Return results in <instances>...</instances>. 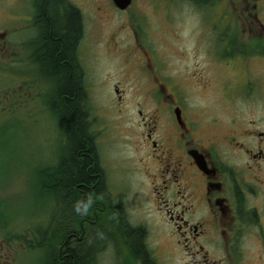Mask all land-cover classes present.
<instances>
[{"label":"flooded vegetation","instance_id":"1","mask_svg":"<svg viewBox=\"0 0 264 264\" xmlns=\"http://www.w3.org/2000/svg\"><path fill=\"white\" fill-rule=\"evenodd\" d=\"M181 1L202 10L218 6L222 29H213L208 13H200L201 28L191 35L193 62L182 67H174L176 59L188 55L171 45L175 38L168 47L157 40L154 46L153 34L145 37L141 27L133 31L131 47L120 49L125 76L112 86L114 108L132 125L116 129L115 120L92 109V138L98 146L101 135L108 147L123 145L128 153L111 155L108 172L99 158L105 183L93 199L92 225L108 228L120 240L121 253L132 256L122 227L139 226L148 235L147 221L132 219L134 207L153 212L188 264H264V0ZM28 3L26 8L0 0V72L13 80L11 88L17 77L9 72L22 63L36 66V8L34 0ZM157 62L168 71L157 69ZM124 81L136 91V109L128 115L122 108ZM215 104L218 113L210 108ZM130 194L136 198L129 200ZM78 230L61 233L57 246L51 245L54 238L45 239L49 250L63 255L67 239L80 244ZM9 240L2 242L9 246ZM8 257L0 244V264H13Z\"/></svg>","mask_w":264,"mask_h":264},{"label":"rangeland","instance_id":"2","mask_svg":"<svg viewBox=\"0 0 264 264\" xmlns=\"http://www.w3.org/2000/svg\"><path fill=\"white\" fill-rule=\"evenodd\" d=\"M69 1L82 14L83 37L78 55L83 68L87 105L91 109V134L92 109L115 120L116 129L123 125L126 129L125 126L132 125L117 117L114 106L116 97L112 86L125 76L122 72L124 66L120 49L127 50L131 47L135 28L141 27L145 37L153 34L151 40L154 46L159 42L168 47L170 39L175 38L171 45L185 50L188 58H184V61L176 59L174 67L191 65L193 62L191 55L194 53L191 50L195 39L191 35L197 34L196 31L201 28L198 22L200 13H208L213 29H222L219 25L221 22L216 18L219 13L216 5L211 8L205 6L203 11L193 3L181 0L176 3L174 0H131L130 6L121 11L113 5L112 0ZM28 2L29 0H17V4L21 3L20 7L27 8ZM26 34L22 32L21 38ZM141 41L143 43V39ZM224 54L227 56V51ZM2 59L4 58L0 53V60ZM172 59L173 57H168L170 62ZM163 67L168 71L162 62H157V69ZM173 72L174 69H171V73ZM9 73L17 77L14 88L9 87L8 83L13 80L8 78V73L0 72V244H3V250L8 249V258L13 264H48V245L45 239L50 238L49 227L56 225L53 218L60 208L51 194L40 191L39 179L42 177L40 172L46 166L55 165L60 131L48 109L49 96L45 95L50 84L37 73L35 65L27 67L22 63ZM121 86L127 93L126 104L122 108L128 115L136 109V91L129 89L125 81ZM10 92L13 94L12 98H9ZM210 108L215 113L220 110L216 104ZM95 126L94 123L93 134ZM101 127L106 129L105 124H101ZM104 143L99 135L97 147L100 163L101 160L104 161L103 167L108 172L107 160L110 156L122 157L127 155L128 149L123 145L108 147ZM134 198L136 197L132 194L128 196L129 200ZM130 211L132 219L138 217L147 221L144 228L148 231L147 246L154 264H188V257L174 248L167 230L155 220L153 212L140 211L134 207ZM14 235L25 241L31 240L30 245L17 239L7 241L10 242L9 246L2 242L3 238ZM112 239L106 250L99 254L95 264H119L120 261L124 264L117 259V256L122 259L125 256L118 250H122L121 245L117 238ZM90 240L87 239L88 242ZM97 243L98 239L92 238L94 249L98 247ZM4 261L6 258L1 257V262Z\"/></svg>","mask_w":264,"mask_h":264},{"label":"trees","instance_id":"3","mask_svg":"<svg viewBox=\"0 0 264 264\" xmlns=\"http://www.w3.org/2000/svg\"><path fill=\"white\" fill-rule=\"evenodd\" d=\"M34 4L36 37L33 44L37 48L33 52V61L37 73L50 84L46 92L48 109L60 131L58 162L40 172L39 189L44 194H51L60 208L53 218L56 225L49 227V237L55 239L51 242L52 247L57 246L61 233L66 237L74 229H80L82 238L80 244L67 239L63 255L56 248L48 251V264H95L107 242L115 236L108 228L92 226L93 199H98L96 197L104 192L105 176L90 131L87 91L78 55L83 37L82 14L69 0H34ZM74 221L79 228L73 225ZM122 228L129 253L134 254L124 256V259L117 256L118 261L154 264L151 252L145 246L143 228L130 224ZM118 231L122 237V230ZM94 237L98 239L95 249L92 248ZM118 250L121 253V249ZM119 264L123 263L120 261Z\"/></svg>","mask_w":264,"mask_h":264},{"label":"water","instance_id":"4","mask_svg":"<svg viewBox=\"0 0 264 264\" xmlns=\"http://www.w3.org/2000/svg\"><path fill=\"white\" fill-rule=\"evenodd\" d=\"M113 2L119 9H125L129 6L131 0H113Z\"/></svg>","mask_w":264,"mask_h":264}]
</instances>
